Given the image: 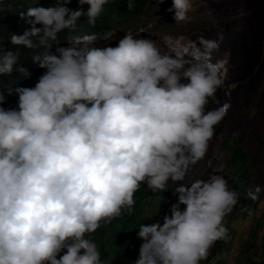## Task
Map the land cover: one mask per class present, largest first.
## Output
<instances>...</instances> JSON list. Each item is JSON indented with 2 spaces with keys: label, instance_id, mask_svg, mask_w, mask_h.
<instances>
[{
  "label": "clouds",
  "instance_id": "obj_1",
  "mask_svg": "<svg viewBox=\"0 0 264 264\" xmlns=\"http://www.w3.org/2000/svg\"><path fill=\"white\" fill-rule=\"evenodd\" d=\"M69 2L21 12L32 28L10 36L14 46L40 47L32 57L47 71L34 88L0 90V105L6 96L19 97L17 108L0 107V264H104L86 237L125 209L131 214L142 184L165 192L170 180H184L230 107L217 97L228 71L226 60L213 62L222 38L185 43L166 36L159 45L129 29L116 47L95 46L92 34L67 36V47L53 51L50 41L85 15ZM107 3L79 0L90 5L92 25ZM192 10V0H173L168 9L177 23ZM19 57L18 50H3L0 74L29 76L14 67ZM210 103L217 107L208 110ZM173 192L178 203L163 224L140 225L135 264H200L227 237L224 218L240 194L222 175ZM261 193L257 186L247 197Z\"/></svg>",
  "mask_w": 264,
  "mask_h": 264
},
{
  "label": "trees",
  "instance_id": "obj_2",
  "mask_svg": "<svg viewBox=\"0 0 264 264\" xmlns=\"http://www.w3.org/2000/svg\"><path fill=\"white\" fill-rule=\"evenodd\" d=\"M134 3L135 7L130 10L128 0H108L103 12L92 25L89 24L86 15L90 5L81 6L79 0H70L65 6L71 10H80L82 7L85 15L79 18L74 29L62 31L54 41H50L53 44L52 50L55 51L56 47H67L64 43L67 36L83 37L92 34L96 36L95 46L106 47L100 43L113 36L123 37L129 29L134 34L141 29L148 30L149 25L137 24L142 19L155 18L159 22H166L174 14L168 11L169 8H163V0H134ZM57 4L58 0H0V7L3 8V11H0V53L3 50H18L19 64L14 67H25L30 73L29 76H24L18 71H13L10 75L0 74V90L6 91L11 87L34 88L40 76L47 71L40 68L32 57L42 51L40 47L27 49L23 46H14L10 42V36L12 33L23 35L32 28L30 23L21 19V12H27L33 7L49 8ZM161 30L164 29L160 27L155 29ZM32 39L38 42L37 37ZM229 56L228 52H223L221 59L225 60ZM18 100L16 94L6 96V102L0 107L17 108ZM207 109L211 110V104ZM222 125L221 122L215 126V134L209 142L205 157L190 165L184 180H170L165 192H153L146 184H142L135 193L136 202L131 214L125 209L120 217L109 224L102 223L100 228L86 237L96 243L104 264H135L143 243L137 235L140 225L157 221L162 225L164 215L170 216L171 206L178 203L179 194H174L173 191L182 184L207 180L211 174L222 175L229 189L240 194V202L233 212L224 218V225L228 229L227 237L216 241L209 249L207 258L200 264H264V233L258 236L263 222H257L250 227L246 237L239 231L240 224L255 212L260 203V196L256 200L247 197L249 190L254 192L256 184L253 182L254 174L243 144L244 134L230 133ZM185 208V205H180L182 211ZM63 254L62 252L60 255Z\"/></svg>",
  "mask_w": 264,
  "mask_h": 264
},
{
  "label": "rangeland",
  "instance_id": "obj_3",
  "mask_svg": "<svg viewBox=\"0 0 264 264\" xmlns=\"http://www.w3.org/2000/svg\"><path fill=\"white\" fill-rule=\"evenodd\" d=\"M173 0H163V8H171ZM193 10L188 20L177 23L174 14L166 22L155 18L142 19L137 24L150 28L138 30V38L164 44V38L183 37L184 42L198 37L221 39L220 49L213 62L228 52L227 74L217 91L221 104H230L222 126L230 133H243L253 182L264 187V0H192ZM174 13V11L172 12ZM160 27L161 31H155ZM156 34H159L158 36ZM121 37L113 36L100 44L116 47ZM211 104V109L217 105ZM262 130V131H261ZM215 148V147H214ZM255 212L239 226L243 237L257 222H263L258 236L264 233V193Z\"/></svg>",
  "mask_w": 264,
  "mask_h": 264
}]
</instances>
